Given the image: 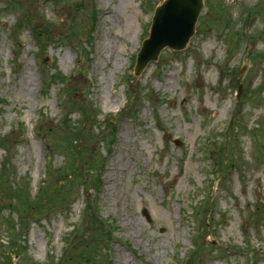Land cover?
<instances>
[{
	"label": "rangeland",
	"instance_id": "obj_1",
	"mask_svg": "<svg viewBox=\"0 0 264 264\" xmlns=\"http://www.w3.org/2000/svg\"><path fill=\"white\" fill-rule=\"evenodd\" d=\"M161 2L0 0V249L29 227L14 264H264V0H205L187 47L135 76ZM93 198L112 242L99 220L67 245Z\"/></svg>",
	"mask_w": 264,
	"mask_h": 264
},
{
	"label": "water",
	"instance_id": "obj_2",
	"mask_svg": "<svg viewBox=\"0 0 264 264\" xmlns=\"http://www.w3.org/2000/svg\"><path fill=\"white\" fill-rule=\"evenodd\" d=\"M203 5L204 0H165L157 8L150 37L144 41L138 55L136 74L141 73L150 60L157 59L165 46L175 49L186 46ZM144 213L147 215L146 210Z\"/></svg>",
	"mask_w": 264,
	"mask_h": 264
},
{
	"label": "trees",
	"instance_id": "obj_3",
	"mask_svg": "<svg viewBox=\"0 0 264 264\" xmlns=\"http://www.w3.org/2000/svg\"><path fill=\"white\" fill-rule=\"evenodd\" d=\"M36 34L38 36V34H39L38 31H36ZM45 83H46V88H47L50 85V83H49L48 80H46ZM61 104L64 107H66L64 101L61 102ZM83 112L85 113V116H86L87 111L83 109ZM96 116L97 115H95L94 117H96ZM115 130H116L115 127H113L111 130H108L107 138L105 137L103 139V144L106 145V143H107L108 147L110 146V144H112L113 139L115 137ZM79 131L80 130L78 129V132ZM79 139H81V138L78 137V139H76V140L80 141ZM76 150H78V149L76 148ZM102 159H103V157H102ZM102 163H103V160L97 161V165H98L97 169L99 168V166H101ZM48 172H47V174H48ZM95 183H96V186L98 188L99 185H100V179H99L98 176L95 178ZM95 199L93 198L92 200H87L86 210H85V214H84L83 220L81 222V225L79 227H77V229H75L72 233L68 234V237H67V239L65 241L67 243V245L70 246V244L74 240H76L78 238L77 237L78 233H80V231L83 230V228L87 225L88 222H89V224H97V223H99V220H100V222H104L105 221L106 225H105V227L101 226L103 229H101L100 226L96 227L99 230H97V231L92 233V239L97 245H99V247H102V248L108 247V243L111 240V233H112V231L115 230V227L112 226V224L108 223L107 220L101 221V219H100L101 216L99 215V212L97 211V208H96V203L97 202H96ZM31 207H32V204H31ZM28 228L29 227L27 226V222L25 223L24 221H22L21 225L17 226L16 229H15V234H16L17 240H19L20 243H17L15 245H13L11 247V249H0V257L3 260L2 261L3 264H13V257H12L13 253H16V254H20L21 253V251L17 250L16 248L19 245H21V244L24 245V242H22V239L26 238L25 233H26V231H28ZM82 233H83V231H82ZM25 241H26V239H25ZM84 257L89 260V257H86V256H84ZM20 259H22V256L19 258V260ZM18 264H21V263H19V261H18Z\"/></svg>",
	"mask_w": 264,
	"mask_h": 264
},
{
	"label": "bare ground",
	"instance_id": "obj_4",
	"mask_svg": "<svg viewBox=\"0 0 264 264\" xmlns=\"http://www.w3.org/2000/svg\"><path fill=\"white\" fill-rule=\"evenodd\" d=\"M105 48H107V46L105 47ZM103 55H104V50H103ZM103 55H101V57L103 56ZM28 73V74H27ZM26 74L28 75V78L31 76V72L28 70V72H27Z\"/></svg>",
	"mask_w": 264,
	"mask_h": 264
}]
</instances>
